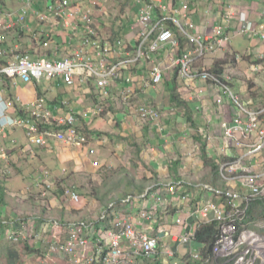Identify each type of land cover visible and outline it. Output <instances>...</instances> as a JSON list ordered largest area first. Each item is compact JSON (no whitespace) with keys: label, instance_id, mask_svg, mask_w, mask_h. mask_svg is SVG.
Segmentation results:
<instances>
[{"label":"crops","instance_id":"0c3cea01","mask_svg":"<svg viewBox=\"0 0 264 264\" xmlns=\"http://www.w3.org/2000/svg\"><path fill=\"white\" fill-rule=\"evenodd\" d=\"M189 1L193 2L189 18L196 25V31H200L203 34L207 31V35H211L220 19L218 15L227 7V0L221 4V11L218 8L217 16H214L213 8L203 13L204 8H199L196 0ZM230 1L232 11L236 15L237 20L242 16H246L253 22H261L262 18H264V2L262 1H255L253 3L254 6L239 3L237 0ZM141 2L142 4L135 11L137 16L130 22V25L127 21V30L129 31L125 36L118 39L123 41L130 49L136 46L139 34V10L144 5L149 4L148 0ZM86 3L88 2L86 1ZM3 4L8 10H0V12L4 14L13 13L16 18L8 22V24L13 25L12 28L0 30V37L2 38H0V52L5 53V56H0V63L11 61L15 56L25 52L34 58L56 53V58L63 59L74 57L80 51L82 47L81 39L73 31L72 27L64 28L63 22L53 17H49L47 21L39 19L40 14L46 11L47 3L45 0L34 1L33 8L23 25L18 23L17 18L25 6L23 0H3ZM75 5H78L77 2ZM80 5L83 6V4ZM49 32L54 38V43L46 49L43 46V42L45 35ZM175 32L179 34L177 29ZM111 33H114L112 29ZM102 39L110 41L108 42L109 44H113L116 41L109 40L107 37ZM232 42H234V45L231 46L230 51H234V56L237 57L238 61L242 59L240 54L243 56H255L256 58L264 56V41L259 38L237 37ZM238 47H243V53L238 51ZM219 51L221 49L211 54L214 55ZM123 55V52H116L110 57L116 60ZM175 58L176 55L173 49L171 46H167L164 51L151 54L149 58L144 59L138 67H132L127 72H124L125 78L132 77V83L122 80L111 82L107 89L108 98L106 103L113 108L112 113L108 115H112V117L102 120L101 116L96 119L82 121L86 127V133L92 136L95 135L89 146L96 152L93 156L87 155V152L90 153L89 147L77 148L55 143L53 140L49 142L54 143H48L46 146L36 145L27 137L26 130L20 127L0 131V264H77L62 255H49L48 247L50 243L60 240L64 241L66 232L63 233L61 227L52 230L54 219L45 220L43 223L42 219L29 221L32 218L21 217L27 214L34 218L36 214H33L32 210L27 211L30 207L23 209L18 204L14 206L17 195L26 196L27 198L26 190L30 193L32 191L35 192V189H40L38 187L43 184L42 181L48 182L49 185L57 189V183L53 182V180L59 178L61 170L62 172H65L66 169L69 170L82 181L84 180V174L95 173L98 168L104 165L116 168L114 163H122V153L127 150V160H129L131 153L134 154L135 149H137L141 161L149 169L157 172V174L154 173L156 176L158 175L159 177L160 175L159 178L164 177L168 181L167 184L160 182V184L146 187L145 191H142L143 194L147 191L160 192L166 203L159 208L155 220L152 222H144L139 218L138 212L144 206V200L139 199L142 194L136 195L135 204L137 207L135 209L130 210L129 207L121 204L125 197L117 201V210L132 215L139 231L160 237V242L162 243L160 254L163 264H184L183 255L185 253L194 255V252H198L199 247L195 244L196 250L194 251H192L193 246L190 247L191 250L187 246H181L177 249L178 253L172 258V253L168 248L170 246L174 248V243L170 239L165 238L164 234L166 230L182 231L184 229L176 224L179 218L186 220L195 232L197 225L204 223L201 218L192 217V211L195 207L193 204L194 200L186 204V201L182 200L181 194L183 191L191 192L196 199L200 197L205 204L219 200L203 190V185H213L211 171L205 166L201 157V147L196 138L200 137L207 142L210 157L220 165V178L227 182L226 184L224 181L219 182V189L223 188V184L228 186L229 189L235 188L237 184L243 187L241 182H236L231 177L222 175V169L226 162L235 159L238 155H243L244 150L235 147L233 141L226 140L220 127L222 122L234 119L237 109L229 99L224 100L221 105L218 104L216 94L210 84L198 80H187L179 75L177 91L187 106L178 107L172 103L168 84L177 74L174 65ZM201 64L202 62L198 60L193 70L207 69V66L204 64L201 66ZM150 65L152 66L150 67ZM155 65L160 66L164 72L163 81L158 86H153L151 83V71ZM231 71L233 72H228V74L235 78L237 71L232 69ZM248 73L252 72L249 70ZM261 73L263 74L256 84L259 85L257 88L258 92H254V90L245 92V89L238 85L241 82L240 79L236 78L234 79L236 84L232 86L237 95L247 97L246 100L243 99L246 104L255 108L264 106V70ZM2 81L0 92L4 102L9 106L6 114H11L13 118L17 116V111H15L17 110L15 108L17 105L11 101V98L17 102L24 113L29 112L30 106L37 100H43L42 102L47 106L59 111V113H55L56 115L63 114L66 116L72 110L73 114L81 115L80 119L85 112L91 111L98 106L97 103L90 104L93 96L97 95L96 99H100L99 93H97L99 89L94 80L83 86L73 87L66 86L59 79H55L53 82L34 81L30 84L6 78H3ZM95 90L96 93H94ZM136 100H138V108L135 105ZM64 103L68 109L66 113L63 112L62 108V106H65ZM151 103L158 105L155 106L161 114L162 129L157 128L154 123L144 122L140 115H129L127 111L131 107L139 110L141 106ZM187 114L190 115L191 120L187 119ZM106 127H111V131L108 132L112 138L108 135L98 136L94 133V129L97 132H101ZM214 148L217 150L218 155L223 154V161H220L219 157L214 158ZM261 158L262 156L251 158L246 161V164L252 171L259 172ZM174 159L181 161L178 169L172 166L171 162ZM7 172L15 176L13 182H11V179L2 177V174ZM177 177H180V180H176L175 178ZM198 178L200 180L196 182ZM160 181H163L162 178ZM151 187L154 188L151 189ZM171 187H174L175 190L180 189L182 192L171 195L168 192ZM241 191L246 192V189L243 187ZM8 196L10 201H8ZM61 196L62 194H60ZM26 198L20 201H29ZM97 198L99 197L90 198V200L85 202L83 199V203L77 205V207H71L69 200L64 199L62 201L61 199H54L51 204L52 207L63 212L60 215L62 218L72 216L83 218L86 217L88 211L101 205ZM100 200L102 202V199ZM187 200L189 199L187 198ZM101 206L104 207L105 205ZM200 206L202 204L198 205V207ZM10 208H12V211L8 212ZM72 209L78 212L72 214ZM170 210L174 212V215H171L168 219L167 216H170ZM21 226H25L26 234L19 242L14 243L9 239V233L13 230H18ZM52 231H55V234H52ZM104 231H108L106 227ZM97 239L99 238H94L91 244L92 249L95 248ZM185 247L188 249H185ZM143 264L148 263L144 261Z\"/></svg>","mask_w":264,"mask_h":264},{"label":"built area","instance_id":"2783aa9c","mask_svg":"<svg viewBox=\"0 0 264 264\" xmlns=\"http://www.w3.org/2000/svg\"><path fill=\"white\" fill-rule=\"evenodd\" d=\"M34 1L37 0H23L25 6L17 16L19 24H25ZM86 1H91L93 7L100 5L99 0ZM166 1L172 8L170 10L173 14L171 13L170 18L166 16L167 11L169 13ZM45 2L47 3L46 11L40 14L39 19L47 21L49 17H53L63 22L64 28L72 27L81 39L80 51L74 57L63 59L56 58V53L38 58L26 52L19 54L11 61L0 63V87L3 78L20 80L26 84L34 81L53 82L59 79L70 87L83 86L94 80L99 89L100 104L93 110L85 112L80 119L81 115L73 114L72 110L66 116L56 115L55 113L59 111L47 106L42 102L43 100H37L23 117L10 118L6 114L9 106L4 102L0 92V131L8 127H20L25 129L27 137L39 146H46L50 140H53L67 146L87 148L95 136L86 133V127L82 121L101 117L105 110L103 105L108 98L107 89L111 82L122 80L132 83V77H124L125 71L138 67L151 54L159 53L167 46H171L176 55L175 68L179 69L182 78L210 84L220 105L226 99L233 102L237 114L232 121L222 122L221 129L226 140L233 141L235 147L244 150L243 155H238L224 164L222 175L228 177L227 173L231 172L240 178L246 193L239 194L203 185L205 190L212 192L218 199L221 195H225L230 209L227 210L226 206L219 201H211L198 207L192 217L202 218L208 222L217 220L220 223L221 235L213 249L217 264H256L258 260H263L262 264H264V257L260 253L255 255L253 253L250 261L245 262L253 249L263 247V244L259 243L255 232L243 223L250 201L264 194V162L260 163L259 172L252 171L246 164L247 160L254 157L262 156L264 160V106L255 108L242 101L232 87L234 79L229 75L224 77V72L219 75L207 69L193 70L198 60L205 59L218 49L229 46L237 37L247 36L264 41V18L261 22H253L246 16L237 20L231 8V1L227 0V7L223 10L212 34L205 35L196 31V25L189 18V4L183 3L178 8L171 0H148L149 4L139 10V34L136 46L130 49L121 40L109 44L110 41L101 38L89 6L84 7L80 4L74 6L70 0H45ZM137 4L140 6L142 2L137 1ZM159 13H162V16ZM15 18L13 13L0 12V30L12 28L13 25L8 22ZM170 23L175 26L179 34L170 29ZM179 37L184 38L182 43ZM185 40L189 46L182 49ZM52 43L54 38L49 32L45 35L43 46L47 49ZM116 52H123L124 55L113 60L110 56ZM3 55L5 56V53L0 52V56ZM253 70L258 73L263 71L264 64L255 65ZM163 76L164 72L160 66L152 67L153 86L161 84ZM66 107V104L62 106L64 113L68 110ZM138 111L144 122L154 123L159 129L163 128L162 118L157 108L146 104ZM89 151L94 153L90 147ZM168 192L171 195L178 194L174 187H171ZM74 198L78 200L76 196ZM139 199L144 200V206L138 212L139 218L144 222L154 221L159 208L166 203L160 192L147 191L142 193ZM186 199L187 195H183L182 200ZM135 202L136 198L127 196L121 204L127 207L132 205L135 209L137 207ZM244 204H246L245 208H243ZM114 205L109 206V209L112 208L111 213L108 209L102 212L99 222L74 224L66 241L60 240L50 245L49 255H64L77 264H143V260L154 259L160 237L139 231L130 214L117 216V208L113 209ZM110 216L112 217L109 222ZM177 226L185 227L180 233L165 231V236L179 247L194 246L195 231L192 229L189 231L186 221L182 219L177 221ZM105 227L107 232L104 231ZM25 231V226H21L19 231L9 233V239L17 243L23 238ZM96 237L99 239L96 240V246L92 249L91 244ZM241 247L246 250L238 252ZM194 256L199 257L198 254Z\"/></svg>","mask_w":264,"mask_h":264},{"label":"rangeland","instance_id":"374dc122","mask_svg":"<svg viewBox=\"0 0 264 264\" xmlns=\"http://www.w3.org/2000/svg\"><path fill=\"white\" fill-rule=\"evenodd\" d=\"M76 1H77V4H83L84 7L89 6L92 9V13H93V16L95 18V24H96L97 30L100 33V36L102 38L107 37L109 40L114 41V40H118V38L114 35V33H111V29L113 30V26H112L113 23H114V26L116 28L121 26V23H123L125 21H128L129 24H131L130 22L133 21V19L137 16V14H135V11H134L136 8H139L137 1L139 2V1H143V0H131L132 5L134 7H136L133 9V11L130 9V7L128 5L124 6V4H126L125 2L127 0H119L118 2L116 0H102V1L99 0L100 5L95 6V7L92 6V3H90L91 1L86 3V0H72L71 1L72 5H74V3ZM224 1L225 0H197V4H198L199 8H201V7L204 8V10L202 11L203 13H206L207 10H210L211 8H213L214 12H215L214 16H217L218 15L217 14L218 8L220 9V6H222L221 4L224 3ZM255 1L264 2V0H237V2L248 5V6H254L253 3H255ZM180 2L181 3H179L177 5L178 8L183 3L189 4V12L188 13H189V17H190V13L192 12L193 2H191L189 0H187V1L180 0ZM165 4L167 5L168 1H166ZM168 7H169L168 8L169 13L167 11L166 16L168 18H170L173 13L170 10L172 8H170L169 4H168ZM0 10H8V8H6L3 4V0H0ZM220 11H221V9H220ZM221 14L218 16L221 17ZM159 15L162 16V13H159ZM217 24H218V22H217ZM205 34L207 35V31ZM233 43L234 42H232V44H230L229 46L222 48L221 51H219L218 53H216L214 55L209 54V56L207 58L200 60L202 62L201 66L204 64L205 66H207V70H210L213 72H214V70H213L214 67H217L218 69H222L223 70L222 72H224L223 73L224 77H227V75H229L233 79H235V78L240 79L241 82L238 85L241 88H244L245 92L247 90H254V92H258L257 88L259 85H256L257 80L260 78V76H262L263 73L255 72L253 70V68L257 64L264 63V56L262 58H259V57L256 58L255 56H243L242 54H240L242 59H241V61H238L237 57L234 56V54H235L234 51H230L231 46L234 45ZM188 46H189V44L185 40L184 45H182V49L185 47L187 48ZM242 49H243V47H241V48L238 47V51H241V53H243V51H244ZM212 62H214L213 65H211ZM207 64H210V65H207ZM151 66L152 65H150V67ZM226 66H228V67H226ZM231 69L237 71L235 78L232 75L228 74V72L229 73L233 72V71H231ZM249 70L253 74L248 73ZM234 84H236V82H234ZM94 93H96V90L94 91ZM97 93H99V92L97 91ZM96 96L97 95L93 96V98L90 100V104H93V103H97V105L100 104V101H99L100 99H96L97 98ZM238 97L242 101L247 99V97H244V96L241 97V95H238ZM88 102H89V100H88ZM151 104L153 106L156 105L155 103H151ZM135 105L138 108V106H139L138 100L135 101ZM103 106L105 107V110L101 115L102 120L111 118L112 115L111 116H108V115L110 113H112L113 108L109 104H107L106 102L104 103ZM156 106H158V105H156ZM127 111L129 113V115H132V114H137L138 116L140 115L138 113V110H136L134 107L127 109ZM158 111H159V109H158ZM108 131H111V127H106L103 130H101V132H106V133H102L103 135H108L112 138L111 134ZM94 132H97V131L94 129ZM101 132H99V133H101ZM107 132H108V134H107ZM52 143H54V142H51L50 144H52ZM95 154H96L95 150H94V153H88L87 152V155H89V156H93ZM214 154H215L214 158L219 157L220 161L224 160L223 154L218 155L217 150L215 148H214ZM132 155H133V157H132ZM127 157H128V152H127V150H125L122 153V157H121L122 163L116 164V163L112 162V163H114V166L116 168L108 167L107 165H104L103 167L98 168L95 173L93 172V173L84 174L83 175L84 180H82V181L77 177V175L71 173L69 170L66 169L65 172H62V170H61V175L59 176V178L53 180V182L57 183V186H58V187H56L57 189H55L51 185H49L48 182L42 181L43 184H40V186L38 187L40 189H35V192L32 191V193H30L29 191L26 190V192L28 194L27 198H26V196L22 197L21 195H17L16 200L14 201L15 202L14 206H17V204H18V206L23 207V209L30 207L29 210H27V211L32 210L33 214L35 213L36 216L32 215V216H34V218L30 217L27 214L24 216H21L23 218H25V217L32 218L29 221L35 220V219L36 220L42 219V222L44 223L45 220L54 219V221L52 222V230L53 229L55 230L57 227H61L62 232L63 233L66 232V238L64 240V241H66L69 238V236L73 230L74 224H78V223H82V222H86V223L99 222V219L102 216V212L107 208L108 205H111L112 202L118 201L119 199L121 200V199L127 197L128 195L133 196V198H136V195L142 194L145 191L146 187L152 186L154 184L155 185L160 184V182H164V184H167V182H168L167 179H165L164 177H161L163 181H160L161 178H156L157 176L154 174V173L157 174L156 171H152L148 167H145V164L141 161L140 156L137 153V149L134 150V154L131 153L132 159L130 158L129 160H127ZM178 158H179V156H178ZM263 158H264V155H263ZM262 161L264 162V160L261 158L260 163H262ZM110 162H111V160H110ZM117 166H119V167H117ZM227 174L234 181L241 182V179L238 178L237 176H234V174H232L231 172H229ZM2 177L5 179H11L12 180L11 182H13V180L15 178V176L14 175L12 176V174H10L9 172L2 174ZM159 177H160V175H159ZM192 180H196V179H192ZM199 180H200V178H198L196 182H199ZM222 181H224L225 184L227 182L225 180H222ZM196 182H194V183H196ZM241 189H243V187H240V185L237 184L235 188H230L228 191H232V192L239 193V194L246 193L244 191H241ZM203 190L205 192L210 193L213 196H215L212 192L207 191L204 188H203ZM180 191L182 192V190H180V189L177 190V193H180ZM184 192L185 191H183L182 194L188 195V199H189V200H187V199L184 200V201H186V204L189 203L190 201L194 200L193 204L196 207V209H198L197 207L199 204H202V206L205 205V202L200 197L196 199L192 195L191 192H185V193ZM60 194H62L61 197H60ZM74 196H76L78 198V200H76L74 198ZM96 197H99L97 199L100 201L101 205H105V206L102 207L100 205L96 209L88 211L86 217H83V218H80V216H72L69 218H66V217L62 218V217H60V215L63 212L60 209L52 207V204H51V201L54 199H61V201L64 199V200H69L71 207H73V206L77 207V205L83 203V199L85 202V201L90 200V198H96ZM263 197H264V194H263ZM9 198L10 197L8 196V201H10ZM23 198L29 199V201H26V200L20 201ZM100 199H102V202ZM80 200H82V202L79 203ZM134 208H135V206H134ZM129 209L133 210L132 205H130ZM11 211H12V208H10L8 210V212H11ZM75 212H78V211L74 210V209L71 210L72 214H74ZM116 214H117V216H119V215H123L126 213L123 211L117 210ZM169 215L170 216H167L168 219L171 217V215H174V212H172L170 210ZM16 217H18V216H16ZM131 218H132V221L135 223L132 215H131ZM179 219H181V218H179ZM202 220H204V219H202ZM177 221H176V224H177ZM184 221H186V220H184ZM204 222H208V221L204 220ZM186 224H187L189 230L192 229V226L187 221H186ZM185 226H183V227H185ZM250 229L253 232H255L256 238L258 239L259 243L263 244V247H255L253 249V251L246 257L245 262L250 261L253 253H254V255H255V253H260V255L264 257V220L260 221V222L257 221V222H255V224H252V226L250 225ZM19 230H20V227H19ZM19 230H13L12 232H17ZM166 231L169 232L168 230H166ZM54 232L55 231H52V234H55ZM25 234H26V231H25L24 235ZM165 238H167V237L165 236ZM54 242H56V241H54ZM54 242H52V243H54ZM52 243H50V245ZM50 245H49V247H50ZM49 247H48V250H49ZM179 248L180 247L177 245H174V248H172L171 246L168 248L172 253V256H171L172 258H174V256L178 253L177 249H179ZM188 248H189V250H191L190 247H188ZM188 248L185 247V249H188ZM194 250H196L195 246H193V248H192V251H194ZM244 250H246V248L244 249V247H241L238 252H242ZM188 252H190V251H188ZM198 252H194V254H197ZM62 256H64V255H62ZM253 258H254V256H253ZM262 262H263V260H258V261H256V264H262ZM217 263H218V261L213 258L211 264H217Z\"/></svg>","mask_w":264,"mask_h":264},{"label":"trees","instance_id":"16d2710c","mask_svg":"<svg viewBox=\"0 0 264 264\" xmlns=\"http://www.w3.org/2000/svg\"><path fill=\"white\" fill-rule=\"evenodd\" d=\"M70 1H72V0H70ZM116 1L118 2L119 0H116ZM171 1L173 3H175L176 5L181 3L180 0H171ZM182 1H184V0H182ZM196 2H197V0H196ZM125 3L126 4H124V6L128 5L132 11H133L134 8H136V7H134L132 5L131 0H127ZM136 10H137V8L134 11H136ZM112 26H113L114 35L118 39L123 37V36H125L126 33L129 31V30H127V27H128L127 21L123 22L121 24V26H119L117 28L114 26V23H113ZM174 27L175 26L170 23V29H172L173 31H176V29ZM179 40L182 43L184 38L183 37H179ZM176 70H177V72H176L177 74L175 75L173 80H171L169 82V84H168L169 87H170V91L169 92H170L171 101H172V103L174 105H176L178 107L187 106V104L181 99V97H180V95L178 94V91H177V89L179 87L178 78H179L180 74L178 73L179 69L176 68ZM213 70H214V73L219 74V75H221L223 73L222 72L223 70L222 69H218L217 67H215ZM125 72H127V71H125ZM11 101H13L14 104L17 105V107L15 106V108L17 109V110H15V111H17L16 112L17 116H24L25 113L21 109V107L17 104V102L13 98H11ZM187 119L191 120L189 114H187ZM94 133L96 135H98V136L103 135L102 133H99V132H94ZM196 140L200 144L201 157H202V159H203V161L205 163V166L207 168H209L210 171H211L212 185L214 187L218 188L219 187L218 183L219 182L221 183V181H222V179L220 178V165L215 160H213L210 157L209 152H208L207 142L204 141L200 137H197ZM171 163H172V166L175 167V169H178L179 166L181 165V161L179 159H174ZM145 167H147V166L145 165ZM156 178H159L158 175H157ZM175 179L176 180H180V177H177ZM228 189H229V187L225 186L223 184L222 190L223 191H228ZM182 196H183V194H182ZM218 201L221 202L223 205H225L227 210L230 209V206L227 204V198H226L225 195H221ZM117 205H118V202L115 203L113 209L117 208ZM245 207H246V204L243 205V208H245ZM107 208L109 210L108 212L111 213L112 212V208L109 209V205L107 206ZM193 209L194 210L192 211V214L197 210V209H195V207ZM111 217L112 216H110L108 218L109 222L111 221ZM195 218H197V217H195ZM263 220H264V197L260 196V197L255 198L254 200H251L250 203L248 204L247 209H246V217L244 218L243 223L250 227V225L252 226V224H255V222H257V221L260 222V221H263ZM197 226L198 227H197L196 232H195V235H196V243H195V245L199 247V249H198L199 252L197 253L199 255V257L196 258L192 254L185 253L183 255L184 264H211L212 263V259L214 258V256H213L214 245H215L217 239L219 238V236L221 235V230H220V226L221 225H220V223L217 220H214V221H211V222L199 223ZM107 227L108 228L110 227L109 223L107 224ZM171 231L175 232V233H180V230H177V231L171 230ZM161 244L162 243L159 242V246H158V249H157V255H156L155 259L143 260V262L145 261L148 264H163L162 263L163 262L162 256L160 254L161 249H162L161 248Z\"/></svg>","mask_w":264,"mask_h":264},{"label":"clouds","instance_id":"9594fccd","mask_svg":"<svg viewBox=\"0 0 264 264\" xmlns=\"http://www.w3.org/2000/svg\"><path fill=\"white\" fill-rule=\"evenodd\" d=\"M11 115V114H10ZM10 115H8L7 114V116H9L10 118H12V115L10 116ZM16 117H18V116H16ZM8 128H16V127H8ZM8 128H6V129H8ZM56 143V142H55ZM48 176V175H47ZM214 188H216V187H214ZM217 189H219V188H217ZM220 190H222V189H220ZM117 201H115V202H113L112 204H115ZM110 206V205H109ZM106 209H108V208H106ZM105 209V210H106ZM249 229H250V227H249Z\"/></svg>","mask_w":264,"mask_h":264}]
</instances>
